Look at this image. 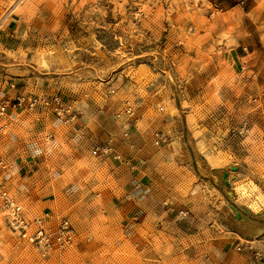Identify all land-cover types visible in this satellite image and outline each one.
Segmentation results:
<instances>
[{
    "label": "rangeland",
    "instance_id": "374dc122",
    "mask_svg": "<svg viewBox=\"0 0 264 264\" xmlns=\"http://www.w3.org/2000/svg\"><path fill=\"white\" fill-rule=\"evenodd\" d=\"M13 78L36 87L16 93L69 102L71 122L91 95L97 104L114 102L111 118L141 132L144 179L158 184L165 209L178 203L186 213L191 199H210L215 227L227 240L256 248L257 226H264V0H0V81L17 90ZM55 78L60 81L51 91L47 85ZM67 87L81 92L77 102L63 91ZM127 106L131 116L124 113ZM15 112L30 122L48 118L47 135L54 127L58 135L68 130L48 109ZM157 133L163 137L158 145ZM120 136L95 144L115 149L129 137L127 131ZM49 142L39 145L49 148ZM88 151L99 161L101 186L89 188L85 180L76 196L67 197L74 174L68 171L48 186L39 183L22 202L33 213L48 210L74 225L79 238L66 252V264H200L205 251L195 245L199 239L180 240L172 225L158 235L140 230L142 243L129 236L124 216L135 203H111L114 194L121 196L111 169H128L129 157L116 150L121 159L112 161ZM16 171L7 170L0 182ZM42 191L46 203L31 202ZM190 244L192 254L186 252ZM255 250L262 259L251 255L252 261L264 263V252ZM0 264L59 262L0 225Z\"/></svg>",
    "mask_w": 264,
    "mask_h": 264
},
{
    "label": "crops",
    "instance_id": "0c3cea01",
    "mask_svg": "<svg viewBox=\"0 0 264 264\" xmlns=\"http://www.w3.org/2000/svg\"><path fill=\"white\" fill-rule=\"evenodd\" d=\"M52 80V83L47 85L51 87V89L49 88L51 91L56 89L52 84L55 85L60 81L58 78ZM29 81L30 79L13 78L11 84H17V90L0 81V102L5 96L14 95L16 91L35 90L36 87H31ZM46 89L48 88H44L43 91ZM65 89L63 91L69 97L77 99L76 102L79 100L78 94L81 92H76V90L68 87ZM60 90L62 91L61 88ZM92 90L94 91V89ZM86 101V110L81 111L80 118H76L75 122L66 123L68 126L65 127H68V130L59 135L56 127L47 135L51 123L48 118H37L30 122L24 112L18 113L6 109L5 116L3 119L0 118V126L5 123L4 126L0 127V160L3 163L1 164L2 167L4 163L6 164L5 167L0 168V177L7 175V170L13 166L17 168L15 175L13 177L8 176L6 179L9 185L16 189L18 201L23 202L26 198L30 199V195L39 183L48 186V182L63 176L68 171L74 174L73 183L69 184L64 191L67 197L76 196L77 190L83 188L82 183L85 180H87L86 184L89 188H98L101 183L96 179V173L101 167L99 161L94 163L88 150L97 141L118 138L120 133L127 131L129 137L124 142H116L114 147L125 158L129 157L128 160L125 159L127 166H129L128 169H121L119 166L111 169L112 174L117 177V186L121 193V196L114 194L111 203L113 202L114 206L123 203L129 207H132V202L135 203L136 208L128 210L124 216L127 220L125 230L128 227L129 236L137 238V241L142 243L143 240L137 237L140 230H146L147 233L154 231L158 235L163 234L166 225H172V229L177 230L175 233L180 240L186 238L189 240L191 237L199 239V243L195 245L199 247V250L205 251L203 258L199 261L200 264H264L252 261L251 254L244 248L237 251V248L240 247L237 240L235 238H230V241L227 240L223 229L215 227L210 199L209 201L197 197L191 199L188 202L190 207L183 217L179 215L183 210L178 203H175V210L178 209L176 212H174V208L165 209L162 196L157 192L158 184L154 181L148 183L144 179L145 174L142 170L143 166L146 169V164L142 155L139 156L138 154L141 151L139 144L142 138L141 132H137L134 125L121 126V128L119 121L111 118L110 114L115 111V103L112 102L111 104V100L106 102L104 99L103 103L97 104L91 95L90 100ZM106 107L108 111L102 112V108ZM7 131L8 133L5 135ZM57 138L61 143L57 142ZM45 139L50 141L51 147L39 145V142ZM138 170H141V173H138ZM120 180L125 182L120 184ZM112 191L115 193L114 190ZM45 195L46 193L42 191L38 194L37 199L31 202H35L34 204L42 202ZM257 227L258 232L254 240L257 241L255 249L264 252V226ZM182 235H186V237L182 238ZM233 235L242 238L237 233L233 232ZM145 240L143 246L147 248L146 242L149 238H145ZM244 240L246 239L244 238ZM191 247L192 245L189 246V249ZM193 251L192 249L190 252L186 250L190 254Z\"/></svg>",
    "mask_w": 264,
    "mask_h": 264
},
{
    "label": "built area",
    "instance_id": "2783aa9c",
    "mask_svg": "<svg viewBox=\"0 0 264 264\" xmlns=\"http://www.w3.org/2000/svg\"><path fill=\"white\" fill-rule=\"evenodd\" d=\"M13 89L14 86H11ZM113 92V91H111ZM13 111H34L37 109H48L54 116L63 123L75 119V112L69 102L57 95H26L15 93L13 97H5L0 102V118L3 119L6 109ZM124 113L132 115V109L127 106ZM246 123H243L244 128ZM124 137L127 134H123ZM163 141V137L155 134V144ZM91 155L95 158L120 161V155L113 148L111 143L94 144L91 148ZM5 167V166H3ZM0 166V168H3ZM16 194H11L6 183L0 182V220L8 230L26 244H29L44 258H57L59 264H66V252L75 245L78 233L67 217L56 218L50 211L43 210L40 213H33L25 208L21 201H18ZM185 216L186 213L180 212ZM242 248L238 247L237 251ZM255 260L262 258L253 246L246 244L245 248Z\"/></svg>",
    "mask_w": 264,
    "mask_h": 264
},
{
    "label": "bare ground",
    "instance_id": "6f19581e",
    "mask_svg": "<svg viewBox=\"0 0 264 264\" xmlns=\"http://www.w3.org/2000/svg\"><path fill=\"white\" fill-rule=\"evenodd\" d=\"M0 225H4L3 223H2V221H0ZM79 238V237H78Z\"/></svg>",
    "mask_w": 264,
    "mask_h": 264
},
{
    "label": "water",
    "instance_id": "95a60500",
    "mask_svg": "<svg viewBox=\"0 0 264 264\" xmlns=\"http://www.w3.org/2000/svg\"><path fill=\"white\" fill-rule=\"evenodd\" d=\"M224 176H226V173H224Z\"/></svg>",
    "mask_w": 264,
    "mask_h": 264
}]
</instances>
